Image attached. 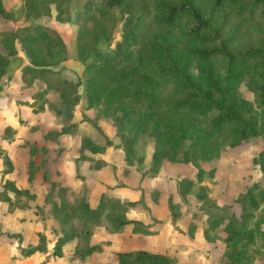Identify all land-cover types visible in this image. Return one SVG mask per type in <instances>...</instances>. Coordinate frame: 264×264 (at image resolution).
<instances>
[{
	"label": "trees",
	"instance_id": "trees-1",
	"mask_svg": "<svg viewBox=\"0 0 264 264\" xmlns=\"http://www.w3.org/2000/svg\"><path fill=\"white\" fill-rule=\"evenodd\" d=\"M69 1L23 0V8L26 16L35 19L52 14L65 21L70 18ZM115 8L127 11L120 37L111 50L101 49L98 43L110 34L107 19ZM7 18L12 17L0 0V19ZM74 22L71 55L86 69L81 95L78 82L58 77L49 67L65 57L67 47L57 29L44 22L0 29L4 49H0V76L7 73L17 43L28 59L20 68L21 82L26 85L38 80L41 93L55 91L60 104L68 107V116L72 115L70 107L79 101L88 108L98 103L101 113L113 117L125 158L133 155L137 139L153 136L148 165L152 174L166 159L191 163L196 167V180H200L204 171L199 162L217 157L223 142L234 145L257 134L264 138V0H83L74 12ZM241 78L252 100L237 93L236 83ZM41 93L24 102L34 112L48 106L60 114L62 108ZM59 133H79V159H90L86 151L100 152L111 144L101 130L97 139L79 132L75 121L62 122L55 132ZM28 150L27 180L40 169L49 186L60 188V183L48 178L51 158L44 146L30 142ZM34 153L40 154L39 162L32 158ZM256 160L264 175V146ZM2 161L5 170H10L9 157L3 155ZM176 189L182 197L193 194L200 199L199 207L207 215L203 237L208 241L219 237L225 243L224 264H240V256L245 255L255 233L264 234L259 228L264 220V183L260 179L236 197L241 205L239 216L213 212L216 204L205 187L195 185L187 176L176 180ZM34 197L27 187L16 186L10 179L1 183L0 201L8 209L24 207ZM135 201H120L100 192L93 204L83 199L54 203L60 234L52 254L59 256L61 246L71 239L76 240L79 256L99 251L98 243L88 241L93 225L110 232L129 225L131 233H151L149 224L126 217L125 211ZM176 205L168 195L166 207L172 224L179 215ZM224 218V235L220 236L215 228ZM193 226L188 224L189 235ZM38 238L27 248L18 245V250L25 255L42 251L43 236ZM115 257L118 264H173L171 256L144 248L116 251ZM251 258L246 256L245 262L250 264Z\"/></svg>",
	"mask_w": 264,
	"mask_h": 264
},
{
	"label": "rangeland",
	"instance_id": "rangeland-1",
	"mask_svg": "<svg viewBox=\"0 0 264 264\" xmlns=\"http://www.w3.org/2000/svg\"><path fill=\"white\" fill-rule=\"evenodd\" d=\"M82 2L70 0V18L58 21L52 14L36 19L26 16L23 0H2L4 10L12 18L0 19V29L35 22H44L57 29L66 43L67 53L49 67L56 71L58 77L78 82V95L83 91L86 69L84 64L72 58L71 50L76 32L74 12ZM126 15L127 11L121 8L110 12L107 19L110 34L99 41L101 49L111 50L114 41L120 37ZM16 47L7 73L0 76V186L4 179H10L16 186L27 187L35 197L28 199L24 207L12 209L0 201V264H118L116 251L137 248L163 252L173 258V264H224L225 243L219 237L213 241L203 237L202 227L206 225L207 215L199 207L200 199L193 194L180 196L176 180L187 176L193 179L195 185L204 186L207 196L216 204L213 212L224 211L239 216L241 205L236 197L247 185L259 179L264 183V175L256 160L257 153L264 146L263 136H250L234 145L223 142L217 157L199 162L204 171L200 180H196V167L191 163L166 159L152 174L148 165L155 140L153 136L143 135L137 139L133 144V155L125 158L121 139L115 133L113 117L101 113L98 103L88 108L79 101L70 107L72 115L68 116L65 112L68 107L60 104L55 91L41 93L42 84L38 80L26 85L21 82L20 68L28 64V59L17 43ZM0 49L4 51L1 44ZM236 90L239 95L252 100L251 91L243 78L236 83ZM40 93L50 103L60 106L62 112L55 114L48 106L37 112L32 111L24 101L36 98ZM64 121H75L79 132L87 133L93 139L99 138L101 130L111 144L100 152L86 151L90 159H79V133L55 134ZM124 129L130 132L127 125ZM30 142L44 146L47 156L51 158L48 178L60 183V188L64 185L63 189L58 188L57 184L49 186V182L42 179L40 169L35 170L31 180H27ZM3 155H7L11 161L10 170H5ZM32 158L39 162L40 154L34 153ZM48 188L52 192L48 193ZM99 192L115 196L120 201L136 200L125 215L149 224L152 232L131 233L129 225L122 231L110 232L102 225H93L88 241L98 243L101 246L99 251L79 256L75 251L76 240L71 239L61 246L59 256L52 254L54 241L60 234L53 213L54 203L62 199H83L93 204ZM168 195L171 201L177 203L179 212L173 224L166 207ZM224 221L225 218L215 228L220 236L224 235ZM189 223L194 224L192 235L188 233ZM259 228L264 231V220ZM40 235L43 236L42 251L25 255L18 250V245L27 248L36 244ZM246 256L252 257L250 264H264V234L255 233L245 255L240 256V264H248L245 262Z\"/></svg>",
	"mask_w": 264,
	"mask_h": 264
},
{
	"label": "crops",
	"instance_id": "crops-1",
	"mask_svg": "<svg viewBox=\"0 0 264 264\" xmlns=\"http://www.w3.org/2000/svg\"><path fill=\"white\" fill-rule=\"evenodd\" d=\"M100 193V192H99ZM94 202V201H93ZM125 228V227H124ZM191 237V236H190Z\"/></svg>",
	"mask_w": 264,
	"mask_h": 264
}]
</instances>
